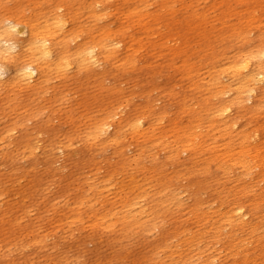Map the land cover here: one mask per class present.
I'll return each instance as SVG.
<instances>
[{
    "label": "bare ground",
    "instance_id": "1",
    "mask_svg": "<svg viewBox=\"0 0 264 264\" xmlns=\"http://www.w3.org/2000/svg\"><path fill=\"white\" fill-rule=\"evenodd\" d=\"M39 1L29 0L28 5L24 4L21 1L19 2V4L15 3L13 6H10V5L7 6L5 3L0 5V19L10 18L12 19L13 22L21 23L24 25V27H22L20 31L23 32L27 30L28 32L27 36L13 38L14 41L19 44V51L15 54L11 63L7 65L9 69L8 76L6 77L4 81H0V165L4 167H8L10 169L12 168L17 169L16 167L19 166V162L22 161L24 157H30L35 153L36 149L40 146L39 140L37 139L39 132L33 129H26L25 126L27 125L26 123L28 121L29 122L32 121L33 118L39 115V112L42 113L40 110L41 107L39 108V105H38L39 103H35L36 99L39 97L44 98L43 94L48 91L50 81L53 80V83H54L55 81L54 79H56L57 77H59L60 79V76L61 75L63 76V74H65V71L67 73H69L68 71L71 69L79 73L82 71L83 75L85 76L86 72H89L92 69H95L96 67H94L91 63H89L90 58L87 56V51L89 49L93 47L97 49L94 55L97 58V60L100 62V64L110 63L112 64V66L115 64L116 66L120 67L121 70H122L121 67L123 66L124 68L129 67L130 69L131 68L134 69L137 66V62H138L137 55L140 54V52H142L143 50H145L144 52L146 54L147 52H151V55L153 56V58H156L158 55L160 56L165 55L167 57L166 61L168 63L166 61L163 63H167L166 65L168 66V68L170 67L174 69L175 72L179 73L181 75V79L185 80V78H188V81H190L189 79L192 77L193 72L195 70H196L195 72H197L198 63L203 62L202 60H205V58L209 57V60H205L207 61V63L205 62L206 69L202 71L201 73H196L197 80L194 79L195 81H193L191 84L192 87H194L197 90L196 97H194L195 95L193 97L186 96L185 94L187 93L184 94L185 96L181 97L182 99L179 97V95L178 97H176V94L178 93L175 91L177 89L174 88L175 89L174 91L171 87L172 84L169 88L172 90L168 91L167 89L166 91V93L168 92V95H170L169 97H172L174 101H175V97L181 99L180 110L185 115L186 117L185 119L182 118L183 117L182 115H181L182 117L176 116L174 118L173 112H176L175 110L172 112L173 118L170 117L171 119L168 118L166 113H163V112L160 113L161 110L160 111L158 110L159 112L158 111L157 112L159 114H157L155 110H153L155 108L157 109V107L155 108L151 107L150 105L151 104L153 105L154 103L151 102L150 104L149 101L148 102L146 101L145 105L148 104L150 106V109H152L150 110V112H147V111L145 112L143 110L145 107H143V109H140L139 112L136 111L138 113L136 112L133 113V111H131L133 114L124 113L121 109H118V108L117 109L121 111H116V110L111 111L112 110L111 108V110L107 111L106 109H104L105 111L101 112V110H95L96 108H94V111L88 112V114L90 112L93 113L95 111H100L101 113L99 112L97 114H90L87 120V123L83 122L85 125L80 122L84 126V133L82 132L79 137H78L79 134H77V137L79 139L77 138L76 139L81 141L82 142L81 145H83L84 147L83 151L81 152L82 156H87L91 152H96L97 149L98 151H100L101 149L111 146L113 147V149H116V151L115 150H110V151L111 152L115 151V154L117 153L118 155H120V157H118L121 160V165L119 166V168L121 169V172H119L120 171L119 169L118 171L119 174L124 173V171L125 173H127L126 168H129V170L130 169L133 170L134 168H138V169L140 168V170L145 169L148 171L149 169H151L152 175L151 176H149L150 174L147 175L149 178H146L147 176L144 177L141 175L143 180L141 178L137 179L136 178L137 176L135 177V175H129V177H125V179L128 178L126 180H123L124 178L122 177L123 178L122 179L123 181L121 180L122 182L115 181L113 176L103 177L101 179L97 178V176L95 178L94 177L92 178L89 176L90 177L89 182H87L86 180L87 188H85V190L78 186V188L83 189L84 192L82 193L81 191V194L75 197L73 201H71L72 202L71 206L67 205L68 209L64 214L62 213L56 214L54 217L51 218L50 222L53 224V226H55L54 228H57V227L62 228L65 225L68 228L69 224H73V223L80 224V225L84 224L83 221L86 218L88 220L86 224H89L90 222L89 226L91 225L96 226V227L101 226L102 228L105 227L106 229L109 227L111 228L112 226H116L124 231H126L127 229L128 230L133 229L134 231L137 230V231L145 233V231H149L152 229L154 230L153 227H157L158 225H160V224H157L156 219L161 214L165 215V213H172V211L170 212V209L173 210V208H178V206L180 205L179 196L181 195H178V193L172 190L173 187L170 189L172 185L171 177H168L167 175L164 174V169L161 168L163 167L162 163L160 164V163H157L155 160H151L152 163L149 162L150 163V165H148L149 167H146L145 164L142 163V160L148 159V158L152 159V156L156 154L155 149L156 151L159 149L157 151V155H158V152L161 150L163 152L162 155L164 157V160L166 159V161L168 160L172 162L173 166H170V167L171 168L173 167L172 169L174 170V166L178 167L181 164L180 166L183 167V162L186 161V158H185V161L183 160V162L179 160L182 163H178V161L176 163L174 158H177L178 156H180L179 154L188 152V154H186V157L189 158V161H186V162H189V165H188L189 167L187 168H189V171L191 172L192 176L195 174L197 175V173L199 175L201 174L202 176L204 175L202 179L199 175H197V178L199 177V179L197 180L196 183L198 184L199 188L204 187V188H209V190L211 188L213 191L215 189L213 193V194H216L215 201H214L215 206L207 205L208 207L204 208L202 206L204 202L201 199L203 196L200 198L197 197L199 199H195V200L191 199L193 202L192 203L190 201L192 205H190L189 203V206H190L189 215L190 217L193 218L191 223H189V225L185 223L180 224V225L178 224L179 226H177V224H174L176 226L172 227V229L169 230L168 232L169 235L164 234L165 236L161 237V240H160L161 242L157 244V246L154 249V252L152 253L151 251L152 254L150 256L147 255L148 259H146L147 261L146 264L147 263L148 264H192V263L217 264V261H219L218 264H222L225 261L223 260L224 262H220L219 256L221 255L224 256L225 258L228 255L229 257L231 256L230 258L233 259V261L231 262H233L234 264H238L239 262L242 264H264V257L260 259V257H257L255 254H254L255 256H251L250 254L254 250H259L264 255V214H260L258 210L260 206L264 207V122L263 120L261 122L255 121L256 117H258L257 115H259L260 113H261L260 115H262V113L264 112L263 111L264 110V103H263L264 102V39H262V36H261L263 34L259 35V37L257 38L254 36H258V35H253V37L257 39V41L255 40L256 41L255 42L253 40H250V37L249 39H245L246 38L244 37L246 36L244 35L245 33L242 34L243 31H245L244 29L246 28V26L248 28V26L252 22H256L263 17V16L261 17L260 13L258 12L261 8L260 9L256 8L257 2H259L260 6L261 4H264V3H261L262 0H215L213 1V4L211 3V5L208 8L210 12L219 9L218 10L219 13L218 14L216 13V15L211 14L212 16H208L207 10H204L202 12H196L195 10H192L193 6H196L195 5V2L197 3L196 0H190V1L186 0V2L185 0H122L123 1L122 3L126 4L124 5L125 6L124 8L121 5L120 6L116 5V7L114 8L112 7L113 10L115 9V13L118 14L117 21L118 20L120 21L119 26L118 25L113 26V22H114L113 19L115 20L117 17L112 18L113 22L112 21L110 22H112L113 27L116 26L115 28H109L104 23L101 24L100 20L104 19L105 18L104 15L107 14L106 12L104 13L101 12L104 9L105 1L103 2L102 0H94L92 1V3H90L89 5L90 7H88L89 8L88 16H90L91 19L93 20L94 28L92 27L93 28L92 29L90 27L91 33L90 32L85 33V31L87 30L89 31L90 29L83 28L82 29L83 33H85L86 36L85 34H82V31L80 29L83 27L82 26L83 24L80 25L79 23L76 22L75 24L70 25L71 24L70 20L72 21L73 18L68 19L67 17V16L75 17V14L77 13V11L72 10L73 15H70L71 13L69 15H66L67 14L66 11H71V8H73L72 5L76 3H73L71 1L73 4L69 6L70 3L67 5L69 0L68 1L66 0L67 1V2L65 1L66 3L63 2L62 0H58L57 2L46 0V3L45 1L43 3H40L42 1L40 2ZM158 3L160 5L158 6L159 9L155 10L154 8H152L154 9L153 11L152 9L151 10L149 9L150 6L153 7L154 4H158ZM234 3H239L241 5H244L245 7L243 9L240 8L241 10L237 9L238 11H236L235 8H237V5L234 6ZM23 4H24V7H23ZM177 4L180 5L178 8H176ZM84 5L85 4H83L82 6ZM109 5H112V4L111 3L107 4V6ZM78 6H75V7H78ZM79 8L80 7H78V9ZM198 8L201 9L200 6ZM262 8L264 10V7ZM83 10L84 9H82V11ZM263 10L262 12H264ZM178 11H182V12L184 11V13L186 12L188 15L185 14V15L178 17L176 14ZM78 12H81V11H78ZM164 13L168 14L169 16L164 17L163 16ZM233 14L236 15L237 22L234 21L233 24L227 23L229 21L228 17L232 16ZM109 15L111 16L110 13ZM161 16L167 19L164 21V23L159 25V23L161 22H157V21H159V18ZM75 19L76 18H74V20ZM84 20L85 19H83L82 21ZM218 21H219V24H221L223 28L220 25L215 27V24ZM99 22L101 25H99ZM108 24L110 25V23ZM134 24L142 29L141 33H143L144 35L142 34L143 36L142 35L133 36L135 33L132 32V35L127 34L128 36H126L127 37L126 39L128 40H126V42L123 41L122 38H125L126 33L128 31L130 32L131 30L130 27ZM153 24H156V26L158 27H154ZM224 26L226 28L225 31H223ZM218 27L219 28L221 27V29H219ZM161 28H163L164 31H162ZM247 28L246 30H248ZM136 32L139 33L140 31L136 30ZM241 34L244 35L243 39L242 37H240L242 40H244V42L241 40L243 45L237 49L234 46H232L233 48H235V50H232L230 53L227 52L228 54H226L225 51H222L223 49L227 50V48H229L228 46L225 49L218 45L222 49L220 50V48L215 49L217 45L216 46L213 45L216 43L217 44L221 43V41L226 40V39L229 41L230 38L228 39V37L230 36L237 35L239 37ZM233 38L234 36L231 38V40ZM45 39L49 42L48 50L51 52V58L49 60L41 61V60H38V57H40L42 54L41 50H39V42ZM235 41L236 42L234 43H237L236 39ZM116 43H120L122 47L119 49H115L113 45ZM230 45H231V42H230ZM146 49H147V52H146ZM121 51H122V55L120 54ZM153 58L151 60H154ZM175 59L177 61L179 59V62H181V64L177 63V65L180 64L177 66L175 64V61H176ZM198 60H200V62H198ZM34 61H35L34 66L38 70L37 77L34 78L31 82H27L26 80L21 79L17 75L18 70L29 63H33ZM196 62H198L197 65H196ZM150 63H153V62H149V64L147 63V65H150ZM199 65L201 66V64ZM105 66H104V69H105ZM139 66L137 67L139 68ZM152 66H154V63ZM162 68L165 69V67H162ZM107 69H108V66L106 70ZM159 70L160 68L156 70V72L154 73H159ZM170 71L173 72V70L171 69ZM110 72H108V74ZM121 72H125V70ZM127 73L129 74V72ZM141 73H143L142 70H141ZM150 73L153 74V72H150ZM105 74H102V75H105ZM69 76L72 77L71 75ZM115 76H117V74H115ZM129 76H132V75H129ZM66 78L67 77H65L64 79L66 80ZM96 78L97 77H94V80ZM135 78L136 76L134 77V79ZM177 78L176 80H178ZM97 80L98 79H96L94 82H96ZM110 81H111L110 82V85H111L112 80ZM167 81H170V80L168 79ZM179 81L180 80H178V83ZM60 82L61 81L59 80V82L57 81L54 84L60 85L58 84ZM94 82L92 84L96 86L97 84L95 85ZM184 82H182V84ZM67 83L68 82H66V85ZM97 83H100V80H98ZM104 83H102V85ZM88 85L92 86L91 83L90 84L88 83ZM117 85L118 84H116V86ZM129 85L132 86L131 84ZM176 85L178 88L179 84H176ZM104 86H105L104 88L106 89L109 87V86L107 87L106 85ZM96 87L94 88L99 89L101 85L96 86ZM118 87L116 88L118 89ZM128 87L129 86H127V88ZM158 87H155V89L156 88L158 89ZM185 87H186V83H185ZM152 88L154 89V86ZM90 89H92V87ZM109 89H107L108 91L106 92L109 93L110 91ZM147 89H148V92L151 91L149 90V87ZM54 90H55V87H54ZM83 90H85V88L82 89V91ZM102 90L105 91V89H103V86H102ZM59 91L61 90L59 89ZM69 91L71 90L69 89ZM96 91H95V95H91L90 94L91 92L89 93L91 95L90 98H85L86 96L84 97L85 99L82 101L86 103L84 107V111L91 109L92 108L91 105H93L94 103L100 102L99 101L100 97L96 96ZM111 91H112V88H111ZM121 91H119L120 93L114 92L113 94L115 93L121 94ZM127 91H129V88ZM131 92H134V91L131 90ZM60 93L61 92H59V94ZM62 93H65V92H62ZM136 93L138 94V92ZM157 93H158L157 95L159 96V92ZM113 94H111V96ZM145 94H146L145 96H147V93ZM57 95H55V97ZM60 95H62L63 97V94H60ZM104 95H101V97ZM126 95L129 98L131 96V95L129 96L128 93ZM49 96L50 94L47 97ZM180 96H181V93H180ZM55 97H53V100ZM62 97L61 99H64ZM66 97L67 96H65V99ZM115 97L118 98L117 95L114 97H111L112 101ZM140 97L142 96L140 95ZM169 97L167 98L169 99ZM97 98H99V100H97ZM109 98L110 97H108V99ZM245 98L251 101V104L250 102L249 103L246 102V104L248 103L249 106L243 105V100ZM80 99L78 100L80 101ZM107 100L105 101L106 103H107ZM120 100L122 101L123 99L119 98V101ZM108 101L111 103L110 99ZM115 101L116 103H118L117 100ZM133 102H134V99H133ZM110 103H109L110 106L113 105V103L112 104ZM128 103H131V102H128ZM162 103H164L163 104V107H164L166 105L165 104L166 102L163 101ZM98 104L95 107H97ZM61 105L63 104H60V106ZM73 105L75 106L76 104H73ZM123 105L126 106V104H123ZM138 105L141 106V104H138ZM176 105L178 106L179 104H176ZM110 106H108V108ZM80 108L81 107H79V109ZM103 108H104V104L102 106V109ZM105 108L107 107L105 106ZM137 108L135 107L132 109L137 110ZM176 108L178 109L179 106ZM147 109L149 108L147 107ZM158 109H161V107ZM60 110L62 109L60 108ZM166 110L168 109L166 108ZM126 111L128 110H125V112ZM179 111H178V114H179ZM231 111L234 112L233 115L230 113ZM78 113L81 115L80 112ZM82 114H84V112ZM65 115L66 114H64V117H66ZM45 116H46L45 117V120H46L47 115ZM67 116L70 117L71 115L67 114ZM74 116L76 117V115ZM74 116H72L71 119ZM84 117L85 116H83L82 118ZM52 120L54 121V119ZM166 120H167V123L164 125L163 123ZM241 120L242 122L240 123ZM78 123L76 122V125ZM75 126H73V128ZM78 127L80 126H77V128ZM19 129H22L23 133L16 136L15 132ZM62 135L63 134H61V136ZM52 140L53 139H50L48 136H46V139L42 140L44 142V146L42 148L45 150V154H44L45 160L48 163H51L52 159L57 157V154L58 156L59 155L62 156L61 154L64 152V150L68 146L69 147L73 146L72 145L73 143L69 139H68L69 143H68V140L67 142H62V143H60L61 140L60 141L57 140V143H60L58 145H56L57 143L53 144L54 140L53 141ZM126 146L127 148L128 146H132V151L130 150L131 153L128 156L125 154V150H124ZM99 148L101 149L99 150ZM57 150L62 153L61 154L57 153ZM128 152L129 151H127V153ZM65 153L67 154L66 151ZM110 154L113 155V152ZM181 156L183 157L184 154ZM153 157H155V155ZM31 159H33V157H30L29 159L30 164L34 161ZM96 159L97 158H95V160ZM105 159L106 158H104V160ZM112 159L110 158V160ZM92 160L94 161V158ZM163 163L166 166L167 162L165 163L163 161ZM98 165L96 164V166ZM210 165H213L212 170L214 169L215 172L210 171L209 169ZM185 166H186V163L184 164V167ZM190 167L193 170L194 168H196V173L195 171H192V169L190 170ZM54 170H55V167H54ZM94 170H93V173H94ZM132 170L129 171V173L132 172ZM187 170L188 169H186V172H189ZM89 171L90 173H92L91 170ZM183 172L185 171L183 170ZM107 175H110V173H108ZM155 175H162V177L159 176V179L158 178L154 179ZM174 176L175 175H173V177ZM185 176L187 177V175ZM54 177H56V175ZM84 178L85 176L81 180L83 181L85 179H88V176L85 179ZM197 178H194V179L196 180ZM68 180L70 181L71 179L69 178ZM117 180H120V179H117ZM80 181L78 183H80ZM193 182L191 180V183L189 184H192ZM5 183L6 181L1 179L0 177V211L2 210L3 205H5L6 203L5 201H3V199L5 200V198H7V195H8L7 188L5 187ZM179 183L181 184V182ZM182 184L184 183L182 182ZM185 185L186 184H184V187ZM70 186L72 185L70 184ZM186 188L188 187L186 186ZM45 190H48V189H45ZM191 191H193V188ZM202 191H204L203 188H202ZM205 192L206 191H204V193ZM194 193L192 194L193 196H195V194H198L197 192L195 194ZM188 196L189 195L187 194V197ZM208 196L205 195L204 198ZM212 199H214V197ZM182 202H185V201L182 200ZM65 204L66 202L64 203V205ZM9 205L11 208H14V210L13 212L10 213V215H8L7 211L6 212L1 211L3 212V214L0 217V236L5 237L8 235V236H12L13 238H16L17 232L20 231L25 235L26 241L25 243H22V242L18 243L16 241L13 243L11 242L4 243L3 240H0V252H2L0 254V257H3L2 261L4 260L5 264H12L7 259H9V255H12L13 251H24V250H28L29 247L32 249L35 247H41V246L44 247L47 244V241L49 238L48 233H43L41 231L42 226H40L39 222H29V223H25L23 226L20 225L22 219L30 217V215L28 214L30 210L26 209L24 211L22 203H18V204L9 203ZM61 207H59V211ZM177 210L176 211L174 210L173 212H177ZM17 211L19 212L24 211L19 218L15 216L14 214V212H17ZM55 211L56 210H53L52 212H55ZM185 211H189V210L187 209ZM184 214L182 215L180 214V217L183 216ZM173 217H170V218H173ZM173 220L172 222L175 223L176 221H173ZM183 221L187 222L184 219ZM112 229L113 227L111 228V230ZM127 231L125 233L128 235ZM115 232H117V230ZM159 232L157 231L156 233L155 232L154 233L157 234ZM120 233H122V231ZM133 233L137 235V233L135 232ZM154 233H152L153 238L155 235ZM123 235L121 237H123ZM131 235H129V237H131ZM126 237L127 236H125V238ZM115 238L113 239L115 240ZM118 238L116 239L120 240ZM125 238L123 237V239ZM141 238H144V237H141ZM208 239L211 241L212 244L210 243ZM126 240L127 239H125V241ZM131 241L133 240L131 239ZM205 242H208V244H206ZM215 242L220 245L221 247L220 249L217 248L218 246L216 247L217 244H215ZM123 244H124V241H123ZM202 244H204L205 246ZM214 244L215 246H213ZM122 245L120 247H122ZM153 248H154V243H153V247L151 248V250ZM258 255L260 256V253H258ZM147 256L145 258H147ZM239 257L241 260L238 261ZM124 258L122 259L124 260ZM129 258H131V256ZM141 258L142 257H140L139 260H141ZM257 259H259V261H257ZM194 260L195 262H193ZM64 261L66 262L67 258H65ZM133 261L135 260L133 259Z\"/></svg>",
    "mask_w": 264,
    "mask_h": 264
},
{
    "label": "rangeland",
    "instance_id": "2",
    "mask_svg": "<svg viewBox=\"0 0 264 264\" xmlns=\"http://www.w3.org/2000/svg\"><path fill=\"white\" fill-rule=\"evenodd\" d=\"M6 1L7 0H0V5H2V4H6L7 6L8 5H10V6H13L15 3H18L19 4V2L21 1V2H23L24 4H26V5H28V3H29V0L27 1V0H8L7 1V3H6ZM39 1V0H38ZM40 1H42V2H40ZM39 2L40 3H43L44 1H45V3H46V0H40ZM50 1H53V2H57L58 0H50ZM63 2H65L66 0H62ZM68 1V0H67ZM66 1V2H67ZM73 3H76V4H74V5H72L73 6V8H71V11H66L67 12V14L66 15H69L70 13V15H73L72 14V10H75V11H77V13L75 14V17H73V16H67L68 17V19H72V21L70 20V25H73V24H75L76 22L77 23H79L80 25H82L83 27L82 28H80L81 29V31H82V34H85V33H88V32H90L91 31V28L93 27L94 28V26H93V20L91 19V17L90 16H88L89 14H88V12H89V8L88 7H90L89 5H90V3H92V1H94V0H84V1H80V0H69L68 1V3H67V5L69 4V6H71V4H73ZM78 1V2H77ZM103 2H104V9H103V11H101V12H106L107 14H105L104 15V19H101L100 20V22H101V24L102 23H104L105 25H107V27H109V28H115V27H113L114 25H118L119 26V24H120V21L118 22L117 21V19H118V14H116L115 13V9L113 10V8L114 7H116V5L117 6H122L123 8L125 7L124 5H126V4H123L122 2V0H119V1H117V0H102ZM116 1V2H115ZM188 1H190V0H188ZM197 1V3L195 2V5L196 6H193V9L192 10H195L196 12H202V11H204V10H207V12H208V16H212V15H216V13L218 14L219 13V9H217V10H214V11H212V12H210L209 11V6L211 5V3L213 4V1H215V0H207V2H206V0L204 1V0H196ZM209 1V2H208ZM263 1V2H262ZM261 1V3H264V0H262ZM31 2V1H30ZM65 2V3H66ZM81 4H80V3ZM86 2V3H85ZM109 2V3H108ZM114 2V3H113ZM185 2H186V0H185ZM79 3V4H78ZM114 4L113 6L112 5H109V6H107V4ZM24 4H23V7H24ZM83 4H85L86 5V7H85V5L84 6H82ZM178 4H179V2H178ZM176 5V8H178L180 5ZM79 5V6H78ZM156 5V6H155ZM204 5V6H203ZM237 5V8H235L236 9V11H238L237 9H239V10H241V9H243L245 6L244 5H241V4H239V3H234V6H236ZM75 6H78V7H80L79 9H78V7H75ZM158 6H160L159 5V3L158 4H154L153 5V7H151L150 6V10L152 9V8H154L155 10L156 9H159V7ZM201 7V9L200 8H198V7ZM260 5H259V2H257V6H256V8H261L260 10L259 9H257V10H259L258 12L260 13V15H261V19L260 20H258V21H256V22H252L249 26H248V28H247V26H246V28L248 29V30H246V28L244 29L245 31H243V33L242 34H244V35H246V36H244V35H240L239 37L236 35H233L234 36V38L237 40V43H234V42H236L235 41V39L232 41L231 40V38L233 37V36H230V37H228V39L230 38V40L228 41L227 39L226 40H223V41H221V43H216V44H213L214 46H216V48L215 49H218V48H220V50H222L221 49V47L222 48H227V46L231 49V47L232 46H234L236 49L237 48H240V46H242L243 44H242V42H241V40L244 38V37H246L245 39H249V37H250V40H253V41H257V37H259V35H261V34H263V35H261L262 36V39H264V33H262V32H264V28H263V26H264V12H262V10H263V8L262 7H264V4H261V6L259 7ZM109 7V8H108ZM113 7V8H112ZM156 7V8H155ZM158 7V8H157ZM197 8V9H196ZM241 8V9H240ZM82 9H84L83 11H82ZM86 9H88V10H86ZM109 9V10H108ZM111 9V10H110ZM154 9H152V11L154 10ZM70 10V9H69ZM108 12H107V11ZM78 11H81V12H78ZM110 11V12H109ZM113 11H114V13H113ZM217 11V12H216ZM264 11V10H263ZM109 13L111 14V16L109 15ZM82 15V16H80V15ZM86 16H85V15ZM116 14V15H115ZM177 16L179 17V16H182V15H188L186 12L184 13V11L182 12V11H178L177 13ZM181 14V15H180ZM212 14V15H211ZM79 15V16H78ZM113 15V16H112ZM163 15V14H162ZM78 16V17H77ZM109 16V17H108ZM164 17H167V16H169L168 14H166V13H164V15H163ZM163 16H161L160 18H159V21H157V22H161V23H159V25L160 24H162V23H164V21L167 19V18H164ZM233 16H235V17H233ZM81 19H80V18ZM86 17V18H85ZM109 19H108V18ZM116 18L115 20L113 19V21L115 22V24H114V22L112 21V18ZM163 17V18H162ZM233 18V19H231V18ZM74 18H76L77 19V21H76V19L74 20ZM107 18V19H106ZM111 18V19H110ZM83 19H85L84 21H82ZM88 19V20H87ZM231 19V20H230ZM75 22H74V21ZM89 20H91V21H89ZM102 20H103V22H102ZM107 20V21H106ZM163 20V21H162ZM228 22L227 23H232L233 24V22L235 21V22H237V19H236V15L235 14H233L232 16H229L228 17ZM86 21H88V22H86ZM110 21H112L113 22V26H112V22H110ZM117 21V22H116ZM260 21V22H259ZM100 22H99V25H101L100 24ZM86 23H87V25H86ZM108 23H110V25L108 24ZM258 25H257V24ZM260 23V24H259ZM157 24V23H156ZM156 24H153V26L154 27H158V26H156ZM235 24V23H234ZM255 24H256V26H255ZM86 25V26H85ZM221 26V24H219V21L218 22H216V24H215V27L216 26ZM253 25V26H252ZM262 25V26H261ZM85 26V27H84ZM133 26V27H132ZM130 28H131V30H130V34L127 32L126 33V35H125V38H122L123 39V41H125L126 42V40H128V39H126L127 37L126 36H128V35H132V32L133 33H135L133 36H138V35H142L143 33H141V31H142V29L141 28H139L137 25H132ZM251 26V27H250ZM260 28H259V27ZM91 27V28H90ZM138 27V28H137ZM222 27V26H221ZM221 27L219 28V29H221ZM250 27V28H249ZM255 27V28H254ZM83 28H89L90 30L88 31H85V33H83ZM92 28V29H93ZM223 28V27H222ZM135 30V31H133V30ZM139 29V30H138ZM254 29H256V30H254ZM259 29V30H258ZM262 29V30H261ZM136 30L137 31H140L139 33H137L136 32ZM161 30L162 31H164V29L163 28H161ZM226 30V28H225V26H224V30L223 31H225ZM262 32H261V31ZM250 31H252V32H250ZM256 31V32H255ZM249 32V33H248ZM254 32V33H253ZM91 33V32H90ZM137 33V34H136ZM253 33V34H252ZM255 33H257V34H255ZM128 34V35H127ZM248 34V35H247ZM250 34V35H249ZM144 35V34H143ZM142 35V36H143ZM253 35H258V36H254V37H256V38H254L253 37ZM84 36V35H83ZM85 36H86V34H85ZM244 36V37H243ZM252 36V37H251ZM240 37H242V39L240 38ZM238 38V39H237ZM240 40V41H239ZM227 41V42H226ZM239 41V42H238ZM243 42H244V40H242ZM255 41V42H256ZM219 42V41H218ZM230 42H231V45H230ZM234 44H233V43ZM224 43V44H223ZM228 44V45H227ZM237 44V45H236ZM221 46V47H219V46ZM236 45V46H235ZM224 46V47H223ZM226 46V47H225ZM231 46V47H230ZM229 48H227V50H222V51H225V53L226 54H228V53H230L232 50H235V48H233L232 47V49L230 50ZM228 50H230V51H228ZM145 50H143L142 52H143V54H142V52H140V54H138L137 55V66H139V68L137 67H135L134 69L133 68H124V66L123 67H121L122 68V70L120 69V67H118V66H116L115 64L112 66V64H110V63H105V64H101L102 65V67H100L99 69L96 67L95 69H92L91 71H89V72H86V74H85V76L83 75V72L81 71L80 73L79 72H77V71H75V70H73V69H71V70H69L68 72L69 73H67L66 71H65V74H63V76L64 75H66V76H60V79H59V77H57L56 79H54L55 81H54V83L55 82H59V80L61 81V82H63V83H65V84H63V83H58V84H60V85H55L54 83H53V80H51L50 81V83H49V89H48V91L46 92V93H44L43 95H44V98H41V97H39V98H37L36 99V101H35V103H39L38 105H39V108L41 107V112L42 113H40L39 112V115H37L35 118H33V120L32 121H28L26 124V126H25V128L26 129H33V130H35V131H37V132H39V134H38V140H39V147L36 149V151H35V153L32 155V156H30V157H33V159H31V160H34L31 164L29 163V159H30V157H24L23 159H22V161H20L19 162V166L18 167H16L17 169H15V168H12V169H10V168H8V167H4V166H2V165H0V177H1V179H3L4 181H6V183H5V187L7 188V193H8V195H7V198H5V200L3 199V201H5L6 203H5V205H3V207H2V210L1 211H3V212H8V215H10V213L11 212H13V210H14V208H11L10 207V205H9V203H13V204H18V203H22V205H23V208H24V211L27 209V210H30L29 211V215H30V217L29 218H24V219H22L21 220V226H23L25 223H29V222H39L40 223V226H42V228H41V231L43 232V233H48L49 234V238H48V241H47V244L44 246V247H35V246H33V247H35V248H30L29 247V249L28 250H24V251H13L12 252V255H9V259H7V260H9V262H11L12 264H93L94 262V264H146V259H148V256H150L153 252H154V249H155V247L157 246V244L158 243H160L161 241V237H164L165 235L164 234H166V235H169V230H171L172 229V227H175L176 225H174V224H177V226H179L180 224H183V223H185V224H188L189 225V223H191V221L193 220V218L192 217H190V206H189V203H190V205H192V200L191 199H199L200 197H202L201 199L203 200V204H202V206L204 207V208H206V207H208V206H210V205H213V206H215L214 205V201H215V197H216V194H213L214 193V191H215V189H214V191L210 188V190H209V188H204V187H202L203 189H204V191H206L205 193H204V191H202V188H199L198 187V184L196 183L197 182V180L199 179V177L197 178V175H199L198 173H197V175L195 176V175H193V176H195V177H193L192 176V174H191V172L189 171V168H187V167H189L188 165H189V162H186V161H189V158L188 157H186V154H188V152H184L183 154H184V159H183V157L181 156V155H183V154H179L180 156H178L177 158H174V160H175V162L177 163V161H178V163H182L183 162V160L185 161V158H186V161L185 162H183V167L182 166H174V170L170 167V166H173V164H172V162H170V161H166V159L164 160V157H163V152L160 150L159 152H158V155H157V151L159 150H157L156 151V149H155V153L156 154H154L155 155V157H153L152 156V159L151 158H148V159H143L142 160V163H144L145 164V166L146 167H149L148 165H150V163H152L151 162V160H155L157 163H162V165H163V167H161V168H163L164 169V174L165 175H167L168 177H171V187H170V189L172 188V190H174L176 193H178V195H181V196H179V202H180V205L178 206V208H173V210L172 209H170V212L172 211V213H165V215H163V214H161L156 220H157V224H160V225H158L157 227H153L154 228V230L152 229V230H149V231H145V233L144 232H140V231H137V230H133V229H130V230H126L127 231V233H128V235L125 233L126 231H124V230H122V229H120L119 227H116V226H112L113 227V229L111 230V228L109 227V228H105V227H101V226H98V227H96V226H89L90 225V222H89V224H86V222H88V220L85 218L84 219V221H83V223L84 224H82V225H80V224H76V223H73V224H69L68 225V228H67V226L65 227H62V228H60V227H57V228H54L55 226H53V224L50 222L51 221V218L52 217H54L56 214H58V213H62V214H64L66 211H67V209H68V206L70 205H72V202L71 201H73V199L75 198V197H77V196H79L80 194H81V191H82V193L84 192V190H85V188H87V182H89V178L90 177H96L97 176V178H99V179H101V178H103V177H108V176H110V177H112L113 176V178H114V180L115 181H117V182H119V181H121L123 178V180H126V179H128V178H126L125 179V177H129V175H135V177L137 178V179H142V176H144V177H146L147 175H149V176H151L152 175V171H151V169H149V171L148 170H145V169H141L140 170V168L138 169V168H134L133 170L132 169H130L129 170V168H126L127 170H126V172L127 173H125V171H124V173H122V174H119V172H121V169L119 168V166L121 165V160H120V158H118V157H120V155H118L117 153L115 154V151H116V149H113V147H106V148H104L105 149V151H104V149H101V148H99V150L100 151H98V149L96 150V152H91V153H89L87 156H82V154H81V152L83 151V145H81V141H79V140H77V139H79L78 137L80 136V134L83 132L84 133V126L82 125V124H84V123H87V120H88V118H89V116H90V114H97V113H99L100 111H95V112H93V113H89L88 114V112L89 111H94V108H96L95 110H101V112H104L105 110L104 109H106L107 111L108 110H111V108H112V110L111 111H123L124 113H127V114H131L132 112L131 111H133V113H135L136 111H140V109H143V107H145L143 110L146 112H150V110H152V109H150V106L151 107H153V108H155V107H157V109L155 108V109H153V110H155V112L157 113V114H159L158 112L160 111V113H166L167 114V116H168V118L169 119H171L170 117H172L173 118V115H174V118L177 116H179V117H182L183 119H185L186 117H185V115L181 112V110H180V102H181V97H183V96H189V97H193L194 95V97H196L197 96V90L194 88V87H192V82L193 81H195V80H197V77H196V73H201L202 71H204L206 68H205V62L207 63V61H205V60H209V57H207V58H205V60H202L203 62H201V63H198V62H200V60H198V62H196V65H197V63H198V68H199V70H198V68H197V72H193V75H192V77L189 79L190 81H188V78H185V80L184 79H181V75L179 74V73H177V72H175L174 71V69H172V68H168V66L166 65L168 62L166 61V56L164 55V56H160V55H158L156 58H153V56L151 55V52H147V49H146V52H147V54L144 52ZM149 51V50H148ZM228 52V53H227ZM145 53V54H144ZM162 53H164V52H162ZM120 54L122 55V51L120 52ZM142 54V55H141ZM140 55V56H139ZM151 55V56H150ZM144 56V57H143ZM146 56V57H145ZM148 56V57H147ZM169 57V56H168ZM143 60H142V59ZM146 58H147V60H146ZM154 59V60H151V59ZM150 59V60H149ZM140 60H141V62H140ZM176 60V59H175ZM167 62V63H163V62ZM139 62H140V64H139ZM146 62V63H145ZM149 62H153L154 63V66H152L153 65V63H150V65H147V63L149 64ZM160 62V63H159ZM162 62V63H161ZM142 63V64H141ZM156 63V64H155ZM158 63V64H157ZM177 63H180L181 64V62H179V59H178V61L176 60L175 61V64L177 65ZM117 64V63H116ZM161 64V65H160ZM180 64H178V65H180ZM199 64H201V66L199 65ZM106 65V66H105ZM118 65V64H117ZM145 65V66H144ZM164 65H166V66H164ZM177 65V66H178ZM104 66H105V69H104ZM107 66H108V71L106 70V68H107ZM142 66V67H141ZM148 68H147V67ZM160 68V70H159V73H154V72H156V70H158L159 68ZM162 67H165V69L164 68H162ZM204 67V68H203ZM115 68V69H114ZM118 68V69H117ZM155 68V69H154ZM162 68V69H161ZM168 68V69H167ZM97 69V70H96ZM114 69V70H113ZM128 69V70H127ZM137 69V70H136ZM140 69V70H139ZM152 69H154V70H152ZM170 69L171 70H173V72H171L170 71ZM73 70V71H72ZM106 70V71H105ZM118 70V71H117ZM124 71L125 70V72H121V71ZM132 70H134V71H132ZM139 70V71H138ZM141 70H142V72L143 73H141ZM147 70V71H146ZM163 70H164V72H163ZM75 71V72H74ZM113 72V73H111V72ZM153 72V74L152 73H150V72ZM200 71V72H199ZM77 72V73H76ZM85 72V71H84ZM108 72H110L109 74H108ZM117 72H119V73H117ZM127 72H129V74L127 73ZM147 72V73H146ZM161 72V73H160ZM99 73V74H98ZM105 73H107V74H105ZM127 73V74H126ZM140 73V74H139ZM148 73H150V74H148ZM195 73V74H194ZM73 74V75H72ZM80 74H82V75H80ZM102 74H105V75H102ZM111 74H113V75H111ZM115 74H117V76H115ZM135 74V75H134ZM142 74V75H141ZM145 74H147V75H145ZM166 74H168V75H166ZM178 74V75H177ZM69 75H71L72 77H70ZM74 75H76V76H74ZM111 75V76H110ZM129 75H132V76H129ZM150 75V76H149ZM152 75V76H151ZM77 79H75L74 77ZM84 78H82V77ZM90 76V77H89ZM92 76H94V77H97L96 79H98V80H100V83H97L98 82V80L96 81V82H94L95 80H94V77H92ZM100 76H101V78H100ZM105 76V77H104ZM109 76V77H108ZM136 76V78L134 79V77ZM137 76H138V78H137ZM149 76V77H148ZM172 76V77H171ZM195 76V77H194ZM62 77V78H61ZM65 77H67L66 78V80L64 79ZM79 77V78H78ZM103 77V78H102ZM127 77H129V78H127ZM133 79H132V78ZM145 77V78H144ZM178 77V78H177ZM81 78V79H80ZM110 78V79H109ZM123 78H124V80H123ZM147 78V79H146ZM166 78H168L170 81H167L168 79H166ZM175 79V81H174V79ZM176 78L178 79V80H180L179 81V83H178V80H176ZM180 78V79H179ZM59 79V80H58ZM64 79V80H63ZM69 79H70V81H69ZM92 79H93V81H92ZM108 79V80H107ZM145 80V82H144V80ZM152 79V80H151ZM166 79V80H165ZM186 79H187V81H186ZM192 79V80H191ZM195 79V80H194ZM84 80V81H83ZM86 80V81H85ZM105 82V83H109L108 85L107 84H105L103 81ZM110 80H112V86L110 85ZM117 82H116V81ZM119 80V81H118ZM132 80V81H131ZM133 80H135V81H133ZM143 80V81H142ZM148 80V81H147ZM73 81V82H72ZM113 81H115V82H113ZM143 83H142V82ZM184 81H186V82H184ZM66 82H68L67 83V85H66ZM94 82V84L96 85V86H100L101 85V87L99 88V89H96L97 87L96 86H94L92 83ZM134 82V83H133ZM136 82V83H135ZM140 84H139V83ZM182 82H184L183 84H182ZM73 83H74V85H73ZM76 83V84H75ZM84 83V84H83ZM88 83L90 84L91 83V85L92 86H90V85H88ZM102 83H104L103 85H102ZM122 83H123V85H122ZM179 84V86H178V88H177V85L176 84ZM185 83H186V87H185ZM189 83H190V85H189ZM53 84V85H52ZM57 84V83H56ZM99 84V85H98ZM116 84H118L117 86H116ZM129 84H131L132 86H130ZM137 84V85H136ZM155 84V85H154ZM160 86H159V85ZM168 84H170V85H168ZM171 84H172V86H171ZM63 85V86H62ZM77 85V86H76ZM85 85V86H84ZM104 85H106L108 88L107 89H109L110 91H109V93L108 92H106V91H108L106 88H104L105 86ZM114 85V86H113ZM119 85H121V86H119ZM157 85V86H156ZM169 87H168V86ZM174 85V86H173ZM181 85V86H180ZM55 87V90H54V87ZM66 86V87H65ZM67 86H69V87H67ZM75 86V87H74ZM79 86V87H78ZM96 87V88H94V87ZM102 86H103V89H105V91H103L102 90ZM120 87V89H119V87H118V89L116 88V87ZM124 86V87H123ZM127 86H129L128 88H129V91H127L128 90V88H127ZM143 86V87H142ZM154 86V89H155V87H158V89L156 88L155 90L152 88ZM165 86V87H164ZM170 86L172 87V89L175 91V89L174 88H176L177 90L175 91V92H177L178 94H176V97H178V95H179V97L181 98H176L175 97V101L173 100V98L172 97H169L170 95H168V92L166 93V91H167V89H168V91L169 90H172V89H169L170 88ZM56 87H58V88H56ZM62 87H63V89H62ZM73 87V88H72ZM92 87V89H90ZM127 89H126V88ZM141 87V88H140ZM149 87V90H151V91H149L148 92V88ZM168 87V88H167ZM181 87V88H180ZM182 87H184V88H182ZM192 87V88H191ZM51 88V89H50ZM71 90V91H69V89ZM85 88V90H83L82 91V89H84ZM90 90H89V89ZM95 90H94V89ZM111 88H112V91H111ZM116 88V89H115ZM126 90H125V89ZM146 88V89H145ZM163 88H165V89H163ZM180 88V89H179ZM186 88V89H185ZM189 88H191V89H189ZM59 89L61 90V91H59ZM88 89V90H87ZM124 89V90H123ZM138 89V90H137ZM143 89H144V91H143ZM182 89V90H181ZM58 90V91H57ZM94 90V91H93ZM97 90V91H96ZM99 90V91H98ZM115 90V91H114ZM122 90V91H121ZM131 90L132 91H134V92H131ZM137 90V91H136ZM185 92H184V91ZM189 90V91H188ZM191 90V91H190ZM80 93H79V92ZM95 91H96V96H99L100 97V100H99V98H97V100H99L100 102H98V103H94L93 105H91L92 106V108L91 109H89V110H86V111H84V107H85V105H86V103L85 102H82L85 98H90L91 97V95H95ZM101 91V92H100ZM103 91V92H102ZM118 92V93H120L119 91H121V94H117V93H115V94H113L114 92ZM125 91V92H124ZM127 91V92H126ZM140 91V92H139ZM143 91V92H142ZM164 91H165V93H164ZM180 91V92H179ZM59 92H61L60 94H63V97H62V95H60L59 94ZM62 92H65V93H62ZM82 92H84V93H82ZM91 92V93H90ZM92 92H93V94H92ZM97 92H98V94H97ZM106 92V93H105ZM112 92V93H111ZM129 92H130V94H129ZM136 92H138V94L136 93ZM152 92H153V94H152ZM157 92H159V96L157 95L158 93ZM163 92V93H162ZM56 93V94H55ZM74 93H76V94H74ZM91 95H90V94ZM100 93H102V94H100ZM128 93V95L130 96V98H132V99H130L126 94ZM145 93H147V96H145L146 94ZM162 93V94H161ZM180 93H181V96H180ZM185 93H187V94H185ZM196 93V94H195ZM50 94V96L49 97H47L48 95ZM52 94H54V95H52ZM57 94H59L60 95V97H59V95H57ZM70 94H71V96H70ZM75 96H74V95ZM87 94H89V95H87ZM105 94V95H104ZM111 94H113L112 96H111ZM133 94V95H132ZM144 94V95H143ZM167 94V95H166ZM185 94V95H184ZM190 94V95H189ZM55 95H57L56 97H55ZM101 95H104V96H102L101 97ZM117 95V97L118 98H114L115 100H117L118 101V103H116V101L113 99V101H112V99H111V97H114V96H116ZM126 95V96H125ZM140 95L143 97H140ZM156 95V96H155ZM65 96H67L66 97V99H65ZM77 96V97H76ZM86 96V97H85ZM107 96V97H106ZM137 96V97H136ZM139 96V97H138ZM145 96V97H144ZM158 96V97H157ZM43 97V96H42ZM53 97H55L54 98V100H53ZM59 97V98H58ZM61 97L62 98H64V99H61ZM85 97V98H84ZM104 97H106V98H104ZM108 97H110L109 99H110V101H111V103L108 101L109 99H108ZM123 97V98H122ZM153 97V98H152ZM156 97V98H155ZM163 97V98H162ZM165 97V98H164ZM167 97H169V99L167 98ZM81 98V99H80ZM119 98L120 99H123L122 101L120 100L119 101ZM127 98H129V99H127ZM141 100H140V99ZM151 98V99H150ZM155 98V99H154ZM161 98V99H160ZM172 99V101H171V99ZM58 101H57V100ZM60 99V100H59ZM68 99V100H67ZM78 99H80V101L78 100ZM103 101H102V100ZM108 99V100H107ZM133 99H134V102H133ZM147 99V100H146ZM156 101H154V100ZM156 99H158V100H156ZM65 100H67V101H65ZM107 100V103L109 102L110 104H112L113 103V105H109V103L107 104L105 101ZM132 100V101H131ZM138 100H140V101H138ZM145 100V101H144ZM151 100H153V101H151ZM178 100H179V102H178ZM245 100V101H244ZM243 100V105L244 106H249V102H250V104H251V101L249 100V99H244ZM42 101V102H41ZM53 101H54V103H53ZM56 101V102H55ZM61 101V102H60ZM74 101V102H73ZM79 101V102H78ZM137 101V102H136ZM148 102L149 101V103L151 104V102L152 103H154L153 105L151 104L150 106L148 105V104H146L145 105V102ZM158 101V102H157ZM166 102L165 104V106L163 107V104L164 103H162V102ZM169 101V102H168ZM58 102V103H57ZM66 102V103H65ZM120 102V103H119ZM124 102V103H123ZM128 102H131V103H128ZM142 102H144V103H142ZM160 102V103H159ZM246 102H248L247 104H246ZM34 103V104H35ZM40 103H42V104H40ZM48 104V105H46V104ZM53 103V104H52ZM69 103V104H68ZM85 103V104H84ZM106 103V104H105ZM116 103V104H115ZM134 103H135V105H134ZM136 103H137V105L138 104H141V106L140 105H136ZM157 103V104H156ZM170 103H172V104H170ZM174 103V104H173ZM264 103V102H263ZM60 104H63V105H61L60 106ZM65 104H67V105H65ZM73 104H76L75 106L73 105ZM98 104V106L97 107H95L96 105ZM103 104H104V108L102 109V106H103ZM123 104H126V106L125 105H123ZM129 104V105H128ZM156 104V105H155ZM161 104H162V106H161ZM169 104H170V106H169ZM176 104H179L178 106H179V108L177 109L176 107H178ZM59 105V106H58ZM69 105V106H68ZM73 105V106H72ZM102 105V106H101ZM115 105V106H114ZM119 105H121V106H119ZM134 105V106H133ZM55 106H57V107H55ZM105 106L108 108V106H110L108 109L107 108H105ZM119 106V107H118ZM132 106V107H131ZM161 107V109H158V108H160ZM174 106V107H173ZM176 106V107H175ZM46 107V108H45ZM65 108V109H63V108ZM68 107V108H67ZM70 107V108H69ZM79 107H81L80 109H79ZM100 107V108H99ZM124 107V108H123ZM139 108V110H138V108H137V110H133L132 108ZM147 107L149 108V109H147ZM168 109V110H166V108ZM171 107H172V109H171ZM60 108L62 109V110H60ZM76 108H78V109H76ZM113 108H114V110H113ZM121 109V110H118V109ZM123 108V109H122ZM42 109H43V111H42ZM46 109V110H45ZM52 109H54V110H52ZM131 109V110H130ZM39 110V111H40ZM69 110V111H68ZM73 110V111H72ZM125 110H130L129 112L128 111H126L125 112ZM159 110V111H158ZM176 111V112H173V111ZM179 111V114H178V111ZM52 111V112H51ZM60 111V112H59ZM158 111V112H157ZM169 111V112H168ZM171 111V112H170ZM264 111V110H263ZM69 112V113H68ZM78 112H80L81 113V115L78 113ZM84 112V114H82ZM100 112V113H101ZM138 112H136V113H138ZM172 112H173V115H172ZM132 113V114H133ZM176 113V114H175ZM232 115L234 114V112L233 111H231L230 112ZM64 114H66L65 116L66 117H64ZM67 114H70L71 116L70 117H68L67 116ZM79 114V115H78ZM261 114V113H260ZM257 115L258 117H256V119H258V120H256L255 119V121H257V122H261L262 120H263V122H264V117H263V115H264V112L262 113V115ZM43 115V116H42ZM45 115H47V118H46V120H45ZM74 115H76V117L79 119H77ZM88 117H87V116ZM182 115V116H181ZM62 116V117H61ZM72 116H74L72 119H71V117ZM83 116H85L84 118H85V120H84V118H82ZM92 116V115H91ZM262 116V117H261ZM43 118V119H42ZM87 118V119H86ZM168 118H167V120H168ZM261 118V119H260ZM52 119H54V121L52 120ZM61 119V120H60ZM82 119V120H81ZM260 119V120H259ZM35 120V121H34ZM50 120V121H49ZM167 120L163 123L164 125L167 123ZM46 121V122H45ZM47 121H49V122H47ZM53 121V122H52ZM76 122L78 123L77 125H76ZM82 124H81V123ZM84 122V123H83ZM242 122V120L240 121V123ZM46 123V124H45ZM75 123V124H74ZM33 124V125H32ZM38 125H39V127H38ZM42 125H43V127H42ZM50 125V126H49ZM76 125V126H75ZM85 125V124H84ZM73 126H75L74 128H73ZM77 126H80V127H78L77 128ZM72 128V129H71ZM58 130V131H56V130ZM80 130V131H79ZM72 131V132H71ZM57 132V133H56ZM69 132H71V133H69ZM76 132V133H75ZM21 133H23L22 132V129H19V130H17L16 132H15V135L16 136H18V135H20ZM53 134V135H52ZM56 134V135H55ZM61 134H63L62 136H61ZM77 134H79L78 135V137H77ZM51 135H52V137H51ZM46 136H48L50 139H53L52 141H53V144L55 143H57V140L58 141H60V143H62V142H67V140L69 139L73 144V146H71V147H67L65 150H64V152L62 153V152H59L58 150H57V153H59V154H61L62 156H58V154H57V157L56 158H54V159H52V162L51 163H48L46 160H45V156H44V154H45V150L42 148L43 146H44V142L42 141V140H44V139H46ZM61 136V137H60ZM64 138H66V139H64ZM77 138V139H76ZM63 139V140H62ZM69 140H68V143H69ZM78 142V143H77ZM60 143H57L56 145H58V144H60ZM76 143H77V145H76ZM39 149V150H38ZM72 150V151H71ZM110 150H115V151H112L113 152V155L112 154H110V153H112ZM125 154L128 156L130 153H131V151H132V146H128V148H127V146L125 147ZM131 150V151H130ZM65 151L67 152V154L65 153ZM127 151H129L128 153H127ZM73 152H74V154H73ZM161 152V153H160ZM37 153H39V154H37ZM107 154V155H106ZM110 154V155H109ZM115 154V155H114ZM126 155H124V156H126ZM89 156V157H88ZM108 156H110V157H108ZM188 156V155H187ZM114 157V158H113ZM94 158V161L92 160ZM95 158H97L96 160H95ZM100 160H99V159ZM104 158H106L105 160H104ZM110 158L112 159V160H110ZM161 158H163V159H161ZM108 159V160H107ZM70 160V161H69ZM182 161V162H180V161ZM90 161H92V162H90ZM108 161V162H107ZM110 161V162H109ZM144 161V162H143ZM148 163H147V162ZM163 161L166 163H169V164H167L166 163V166L164 165V163H163ZM94 162V163H93ZM101 162V163H100ZM150 162V163H149ZM113 163V164H112ZM186 163V166L184 167V164ZM96 164L98 165V166H96ZM89 166H91V167H89ZM109 166V167H108ZM113 166V167H112ZM168 166V167H167ZM54 167H55V170H54ZM58 167V168H57ZM170 167V168H169ZM176 167V168H175ZM182 167V168H181ZM85 168V169H84ZM100 168H101V170H100ZM185 168V169H184ZM212 168H213V165H210V167H209V169H210V171L212 172V171H214V169L212 170ZM15 169V170H14ZM96 171H95V170ZM98 169V170H97ZM112 169H114V170H112ZM119 169H120V171H119ZM136 169V170H135ZM139 171H138V170ZM165 169H166V171H165ZM170 171H169V170ZM172 169V170H171ZM186 169H188L187 171H189L190 172V174H189V172H186ZM192 168L190 167V170H191ZM89 170H91V172L92 173H90V171ZM93 170H94V173H93ZM131 171L132 170V172H130L129 173V171ZM183 170L185 171V172H183ZM89 173H88V172ZM112 172V174H111V172ZM116 171V172H115ZM119 171V172H118ZM143 171V172H142ZM148 171V172H147ZM178 171H179V173H178ZM192 171H195V173H196V168H194V170L192 169ZM96 172H97V174H96ZM104 172V173H103ZM115 172V173H114ZM183 172V173H182ZM215 172V171H214ZM82 173V174H81ZM84 173V174H83ZM99 173V174H98ZM108 173H110V175H107ZM129 173V174H128ZM132 173V174H131ZM142 173V174H141ZM171 173V174H170ZM186 173V174H185ZM76 174H78V175H75ZM89 174V175H88ZM124 174V175H123ZM127 174V175H126ZM139 174V175H138ZM178 176H177V175ZM189 174V175H188ZM56 175V177H54ZM74 175V176H73ZM94 175V176H93ZM107 175V176H106ZM121 175H123V176H121ZM142 175V176H141ZM173 175H175L174 177H173ZM183 175V176H182ZM185 175H187V177L185 176ZM85 176V178L88 176V179H85V180H81L83 177ZM90 176V177H89ZM121 176V177H120ZM140 176V177H139ZM159 176L160 177H162V175H155V177H154V179H156V178H158L159 179ZM180 176V177H179ZM185 176V177H184ZM191 176V177H190ZM200 177H201V179L204 177V175L202 176L201 174L199 175ZM118 177H120V178H118ZM123 177V178H122ZM139 177V178H138ZM193 177V178H192ZM71 179L70 181L68 180V179ZM146 178H149L148 176L146 177ZM177 178V179H176ZM179 178V179H178ZM180 178H182V179H180ZM185 178V179H184ZM194 178H197L196 180L194 179ZM77 179V180H76ZM79 179V180H78ZM117 179H120V180H117ZM176 179V180H175ZM81 180V181H80ZM86 180H87V182H86ZM91 180V179H90ZM122 180V181H123ZM143 180V179H142ZM191 180H192V184H189V183H191ZM76 181V182H75ZM80 181V183H78ZM86 183H85V182ZM121 181V182H122ZM189 181V182H188ZM179 182H181V184L179 183ZM182 182L184 183V184H186L185 185V187H184V184H182ZM78 183V184H77ZM82 183V184H81ZM70 184L72 185V186H70ZM179 184V185H178ZM228 184V183H227ZM74 185V186H73ZM75 185H76V187H75ZM174 185V186H173ZM178 185V186H177ZM183 185V186H182ZM194 185V186H193ZM78 186L79 187H81V188H83V189H79L78 188ZM180 186V187H179ZM186 186L188 187V188H186ZM177 187V188H176ZM181 187H183V188H181ZM190 187V188H189ZM193 188V191H191L192 190V188ZM176 188V189H175ZM179 188V189H178ZM186 190H185V189ZM45 189H48V190H45ZM184 189V190H183ZM191 189V190H190ZM201 189V190H200ZM206 189H208V190H206ZM68 190V191H67ZM113 190V189H112ZM112 190H110V191H112ZM189 190V191H188ZM167 191V190H166ZM181 191V192H180ZM186 191V192H185ZM191 191V192H190ZM210 191V192H209ZM257 191H259V190H257ZM197 192L198 194H195V193ZM203 192V193H202ZM209 192V193H208ZM212 192V193H211ZM79 193V194H78ZM195 194V196H193L192 194ZM208 193V194H207ZM186 194V195H185ZM187 194L189 195L188 197H187ZM206 196H208V197H206V198H204V196L205 195ZM199 195V196H198ZM193 196V197H192ZM214 197V199H212L213 197ZM187 198V200H186V198ZM197 197H199V198H197ZM210 197V198H209ZM212 197V198H211ZM57 198V199H56ZM185 198V199H184ZM65 199V200H64ZM205 199H207V200H205ZM209 199V200H208ZM52 200V201H51ZM62 200H64V201H62ZM182 200L183 201H185V202H182ZM193 200V201H194ZM213 200V201H212ZM21 201V202H20ZM62 201V202H61ZM192 203H191V202ZM207 201V202H206ZM66 202V204L64 205V203ZM181 202H182V204H181ZM206 202V203H205ZM60 203V204H59ZM185 204V205H184ZM204 204H205V206H204ZM68 205V206H67ZM208 205V206H207ZM61 206H63V207H61ZM66 206H67V208H66ZM181 206V207H180ZM22 207V206H21ZM59 207H61V209H60V211H59ZM97 207V206H96ZM66 208V209H65ZM180 208H181V210H180ZM32 209V210H31ZM178 209V210H177ZM189 210V211H185V210ZM53 210H56L55 212H52ZM176 211L177 210V212H173V211ZM180 210V211H179ZM184 210V211H183ZM258 210H259V213L260 214H264V207H259L258 208ZM0 211V217H1V215L3 214V212H1ZM23 211V212H24ZM261 211V212H260ZM17 212H19V211H17ZM17 212H14V214H15V216H17L18 218L22 215V213L23 212H19V213H17ZM181 212V213H180ZM185 214H184V213ZM175 213V214H174ZM178 215H177V214ZM182 215V214H184L183 216H181L180 217V214ZM188 213V214H187ZM172 214V215H171ZM162 216H163V218H162ZM173 217V218H170V217ZM167 217H168V219H167ZM181 219H180V218ZM183 217V218H182ZM185 217V218H184ZM159 219H160V221H159ZM163 219V220H162ZM171 219V220H170ZM174 219V220H173ZM183 219L184 220H186L187 222H185V221H183ZM191 219V220H190ZM163 222H162V221ZM168 220H170V221H168ZM172 220L173 221H176L175 223H173L172 222ZM179 220V221H178ZM182 220V221H181ZM190 220V221H189ZM178 221V222H177ZM165 222H167V223H165ZM182 222V223H181ZM162 223V224H161ZM51 224V225H50ZM164 224V225H163ZM173 224V225H172ZM179 224V225H178ZM89 227H88V226ZM169 225V226H168ZM172 225V226H171ZM83 226V227H82ZM120 226V225H119ZM163 226V227H162ZM168 226V227H167ZM72 227V228H71ZM121 227V226H120ZM158 227H160V228H158ZM162 227V228H161ZM165 227V228H164ZM168 229H167V228ZM101 228V229H100ZM49 229V230H48ZM90 229V230H89ZM110 229V230H109ZM119 229H120V231H119ZM167 229V230H166ZM117 230V232H115V231ZM46 231V232H45ZM110 231V232H109ZM112 231V232H111ZM122 231V233H120ZM152 231V232H151ZM159 232V233H157L158 234V236H157V234H155L156 232ZM161 231H162V233H161ZM166 232V233H164V232ZM107 232V233H106ZM133 232H135V233H137V235H135ZM150 232V233H149ZM155 232V233H154ZM123 233H124V235L125 236H127L126 238H125V236L123 235ZM130 233V234H129ZM131 233H132V235H131ZM148 233V234H147ZM152 233H154L155 235H154V238H153V234ZM70 234V235H69ZM118 234H120V235H118ZM138 234H140V235H138ZM161 234V235H160ZM69 235V236H68ZM111 235V236H110ZM123 235V237L125 238V239H127L126 241H125V239H123V237H121ZM129 235H131V237H129ZM146 235H147V237H146ZM149 235V236H148ZM16 238H13L12 236H5V237H3V236H0V240H3V242L4 243H6V242H11V243H13V242H18V243H25V241H26V239H25V235L22 233V232H20V231H18L17 232V234H16ZM114 236V237H113ZM150 236H152V237H150ZM156 236V237H155ZM102 237V238H101ZM109 237V238H108ZM118 238V237H120V238H118V239H120V240H117L116 238ZM141 237H144V238H141ZM113 238H115V240L113 239ZM150 238V239H149ZM153 238V239H152ZM156 238H157V240H156ZM158 238H160V239H158ZM96 239V240H95ZM100 239V240H99ZM113 239V240H112ZM131 239L133 240V241H131ZM143 239V240H142ZM144 239H146V240H144ZM130 240V241H129ZM154 240H156V241H154ZM209 240V239H208ZM109 241V242H108ZM123 241H124V244H123ZM144 241V242H143ZM154 241V242H153ZM210 241V240H209ZM208 241V242H209ZM214 241V240H213ZM54 242V243H53ZM131 242V243H130ZM208 242H205L206 244H208ZM125 246H123L122 244ZM128 243V244H127ZM139 243V244H138ZM140 243H142V244H140ZM146 243V244H145ZM153 243H154V248L151 250V248L153 247ZM155 243H156V245H155ZM204 243V244H205ZM210 243H211V241H210ZM214 243V242H213ZM130 244V245H129ZM143 244H144V246H143ZM204 244H202V245H204ZM212 244V243H211ZM215 244H217L216 242H215ZM215 244L213 245V246H215ZM82 245V246H81ZM122 245V247H120ZM149 245V246H148ZM152 245V246H151ZM68 246V247H67ZM116 246V247H115ZM117 246H119V247H117ZM141 246V247H140ZM205 246V245H204ZM218 246V247H217ZM113 247V248H112ZM147 247H149V248H147ZM216 247L218 248V249H220L221 247H220V245L219 244H217L216 245ZM37 248H39V249H37ZM99 248V249H98ZM129 248V249H128ZM110 249V250H109ZM118 249V250H117ZM134 249H136V250H134ZM134 250V251H133ZM142 250V251H141ZM150 250V251H149ZM133 251V252H132ZM138 251V252H137ZM151 251H152V253H151ZM110 252H111V254H110ZM125 252V253H124ZM127 252H128V254H127ZM145 252V253H144ZM149 252H150V254H149ZM2 252H0V254H1ZM81 253V254H80ZM99 253V254H98ZM143 253V254H142ZM148 253V254H147ZM258 253H260V256L258 255ZM124 254V255H123ZM138 254V255H137ZM251 256H257V257H260V259L261 258H263L264 257V255H263V253H261V251H259V250H254V251H252L251 253ZM255 254V255H254ZM60 255V256H59ZM148 255V256H147ZM74 256V257H73ZM122 256V257H121ZM131 256V258H132V260H131V258H129ZM147 256V258H145ZM125 257V258H124ZM140 257H142L141 258V260H139L140 259ZM231 257V256H230ZM229 257V255L225 258L224 256H219V260H220V262H224V263H222V264H232L233 262H231V261H233V259L232 258H230ZM65 258H67V261L65 262L64 261V259ZM69 258V259H68ZM122 258H124V260L122 259ZM128 258V259H127ZM136 258V259H135ZM223 258V259H222ZM225 258V259H224ZM2 259H3V257H0V264H5V261L3 260L2 261ZM102 259V260H101ZM109 259V260H108ZM133 259L135 260V261H133ZM222 259V260H221ZM93 260V261H92ZM98 260V261H97ZM131 260V261H130ZM138 260V261H137ZM224 260V261H223ZM228 260V261H227ZM237 260V259H236ZM235 260V261H236ZM239 260H241L240 259V257L238 258V261ZM125 261V262H124ZM142 261V262H141ZM145 261V262H144ZM257 261H259V259H257ZM135 262V263H134ZM140 262V263H139ZM193 262H195V260L193 261ZM218 262L219 261H217V264H218ZM148 264V263H147ZM192 264H196V263H192ZM234 264V263H233ZM238 264H242V263H238Z\"/></svg>",
    "mask_w": 264,
    "mask_h": 264
},
{
    "label": "clouds",
    "instance_id": "3",
    "mask_svg": "<svg viewBox=\"0 0 264 264\" xmlns=\"http://www.w3.org/2000/svg\"><path fill=\"white\" fill-rule=\"evenodd\" d=\"M22 27H24L23 24L13 22L10 18L0 19V81H4L8 76L9 69L7 65L11 63L15 54L19 51V44L16 43L13 38L28 35L27 30L23 32L20 31ZM48 46L49 42L46 39L39 42V50H41L42 54L38 57V60L44 61L51 58V52L48 50ZM113 47L115 49H119L122 45L120 43H116ZM96 51L97 49L95 47L89 49L87 51V56L90 58L89 63H91L94 67L99 68L102 67V65L94 55ZM34 64L35 61L20 68L17 75L21 79L31 82L38 75V70Z\"/></svg>",
    "mask_w": 264,
    "mask_h": 264
}]
</instances>
